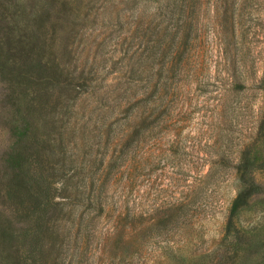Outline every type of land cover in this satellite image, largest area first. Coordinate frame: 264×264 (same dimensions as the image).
I'll use <instances>...</instances> for the list:
<instances>
[{"label": "rangeland", "instance_id": "obj_1", "mask_svg": "<svg viewBox=\"0 0 264 264\" xmlns=\"http://www.w3.org/2000/svg\"><path fill=\"white\" fill-rule=\"evenodd\" d=\"M171 2L0 0V264L40 168L45 264H264V0Z\"/></svg>", "mask_w": 264, "mask_h": 264}, {"label": "trees", "instance_id": "obj_2", "mask_svg": "<svg viewBox=\"0 0 264 264\" xmlns=\"http://www.w3.org/2000/svg\"><path fill=\"white\" fill-rule=\"evenodd\" d=\"M172 5L171 15L178 16L180 21L182 9H180V3L183 0H171ZM69 171L67 166L63 165V175L66 176V172ZM55 172H53L54 174ZM22 180L12 187L11 189L20 195V200L25 205V210L29 213H37L38 220L32 226V234L28 245V254H18V259L21 264H45L47 253L45 249L47 245L45 240L49 239L48 232L51 230L50 223L55 216V212H63L64 208H59L60 202H55L53 194V187L56 181L60 180L57 177L45 175V170L40 168V172L34 176L31 180H26L28 175L23 174ZM247 173H243L244 182L246 186L244 190L238 195V198L234 204V212L241 209L246 205L247 200L258 190V187L249 179L245 177ZM82 199V198H81ZM80 199V200H81ZM103 201L98 202V208L101 211L104 209ZM56 222V220H55Z\"/></svg>", "mask_w": 264, "mask_h": 264}]
</instances>
